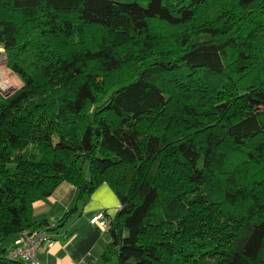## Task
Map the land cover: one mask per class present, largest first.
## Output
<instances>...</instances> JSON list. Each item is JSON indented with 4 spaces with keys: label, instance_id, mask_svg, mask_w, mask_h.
<instances>
[{
    "label": "trees",
    "instance_id": "1",
    "mask_svg": "<svg viewBox=\"0 0 264 264\" xmlns=\"http://www.w3.org/2000/svg\"><path fill=\"white\" fill-rule=\"evenodd\" d=\"M0 48V264L62 182L119 201L102 264H264V0H0Z\"/></svg>",
    "mask_w": 264,
    "mask_h": 264
},
{
    "label": "crops",
    "instance_id": "2",
    "mask_svg": "<svg viewBox=\"0 0 264 264\" xmlns=\"http://www.w3.org/2000/svg\"><path fill=\"white\" fill-rule=\"evenodd\" d=\"M76 188L60 183L47 198L32 204L34 222L45 221L57 225L53 240L40 247L37 252L39 264H102L100 255L109 239L91 223L100 212L114 217L119 201L108 185L102 184L89 196H83L76 204V213L64 223H58L75 203Z\"/></svg>",
    "mask_w": 264,
    "mask_h": 264
},
{
    "label": "built area",
    "instance_id": "3",
    "mask_svg": "<svg viewBox=\"0 0 264 264\" xmlns=\"http://www.w3.org/2000/svg\"><path fill=\"white\" fill-rule=\"evenodd\" d=\"M113 217L100 212L92 220L102 234H107L111 228ZM50 235L42 230H24L7 249V257L24 264H39L37 252L44 244L50 243Z\"/></svg>",
    "mask_w": 264,
    "mask_h": 264
},
{
    "label": "rangeland",
    "instance_id": "4",
    "mask_svg": "<svg viewBox=\"0 0 264 264\" xmlns=\"http://www.w3.org/2000/svg\"><path fill=\"white\" fill-rule=\"evenodd\" d=\"M114 1H121V0H114ZM0 52L3 53V50L1 48H0ZM0 62L4 67L3 69H1V72L6 74V76L9 78V84H10V85H7L6 83H3L2 90L8 91V92H12L13 91L12 89L18 90L21 87V82L19 81L17 77H15L14 73L7 68V63H6V58H5L4 53L0 57ZM18 81H19V85H18ZM108 264H118V263H117L116 258L113 257Z\"/></svg>",
    "mask_w": 264,
    "mask_h": 264
},
{
    "label": "bare ground",
    "instance_id": "5",
    "mask_svg": "<svg viewBox=\"0 0 264 264\" xmlns=\"http://www.w3.org/2000/svg\"><path fill=\"white\" fill-rule=\"evenodd\" d=\"M3 68L4 67H3V65L0 62V92L1 93H10L8 91L2 90L3 89V83H6L7 85H10L9 84V78L6 76V74L1 72V69H3ZM12 90L14 91L15 89H12Z\"/></svg>",
    "mask_w": 264,
    "mask_h": 264
},
{
    "label": "water",
    "instance_id": "6",
    "mask_svg": "<svg viewBox=\"0 0 264 264\" xmlns=\"http://www.w3.org/2000/svg\"><path fill=\"white\" fill-rule=\"evenodd\" d=\"M3 55V53H1L0 52V57ZM15 91H17V90H14V91H12V92H10V93H1L0 92V95L2 96V97H4V98H7V97H9L11 94H13Z\"/></svg>",
    "mask_w": 264,
    "mask_h": 264
}]
</instances>
